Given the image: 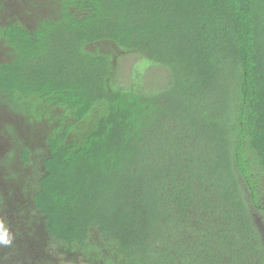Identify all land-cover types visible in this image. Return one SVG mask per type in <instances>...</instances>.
Here are the masks:
<instances>
[{
	"label": "trees",
	"instance_id": "trees-1",
	"mask_svg": "<svg viewBox=\"0 0 264 264\" xmlns=\"http://www.w3.org/2000/svg\"><path fill=\"white\" fill-rule=\"evenodd\" d=\"M62 261L264 264V0H0V264Z\"/></svg>",
	"mask_w": 264,
	"mask_h": 264
},
{
	"label": "rangeland",
	"instance_id": "rangeland-1",
	"mask_svg": "<svg viewBox=\"0 0 264 264\" xmlns=\"http://www.w3.org/2000/svg\"><path fill=\"white\" fill-rule=\"evenodd\" d=\"M137 61V60H136ZM135 58L134 57H127L125 58L124 62L125 64L128 66L127 68H129L130 65H132V63H135ZM149 78H153L155 79L156 82V87L159 88L160 82H161V76L157 73H150ZM63 262V261H62ZM63 264H72V263H67V262H63ZM77 264H82L81 262H78Z\"/></svg>",
	"mask_w": 264,
	"mask_h": 264
}]
</instances>
